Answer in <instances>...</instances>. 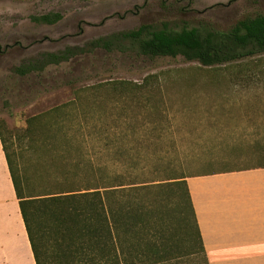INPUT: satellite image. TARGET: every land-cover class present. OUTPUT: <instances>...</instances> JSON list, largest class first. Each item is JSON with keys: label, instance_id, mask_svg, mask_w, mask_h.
<instances>
[{"label": "trees", "instance_id": "16d2710c", "mask_svg": "<svg viewBox=\"0 0 264 264\" xmlns=\"http://www.w3.org/2000/svg\"><path fill=\"white\" fill-rule=\"evenodd\" d=\"M30 19L54 26L64 14L51 11ZM98 49L130 51L149 59L182 57L209 69L258 58L260 62L240 70V75L231 72L224 79L231 85L259 81L264 79V14L244 17L226 31H176L168 23L143 24L93 40L85 48L45 53L15 73H43ZM166 79L152 74L142 83L108 81L81 87L71 104L30 117L23 128L10 130L0 121L1 144L36 264H209L189 177L151 178L146 174L149 157L131 155L132 149L126 152L119 143L122 123L138 121L146 113L154 118L150 104ZM123 100L133 109L117 105ZM135 130L130 125L124 136ZM62 150H71V156H62ZM260 155L264 157V149ZM160 166L152 165L154 174ZM250 169L255 168L221 173Z\"/></svg>", "mask_w": 264, "mask_h": 264}, {"label": "rangeland", "instance_id": "374dc122", "mask_svg": "<svg viewBox=\"0 0 264 264\" xmlns=\"http://www.w3.org/2000/svg\"><path fill=\"white\" fill-rule=\"evenodd\" d=\"M51 11L62 12L64 19L54 26L30 19ZM258 14H264V0H0V47L4 50L0 53V121L10 130L20 129L30 117L71 104L78 88L108 81L142 83L158 74L167 79L150 104L156 110L154 118L146 113L138 121L122 123L119 137L126 152L131 148V155L149 157V177H193L264 165L260 155L264 79L233 85L224 79L231 72L240 75V70L261 59L209 69L182 57L149 59L130 51L98 49L49 66L43 73L26 77L15 73L45 53L85 48L93 40L143 24L168 23L176 31L184 27L226 31L244 17ZM117 105L134 107L125 100ZM68 111L71 114V105ZM130 125L136 130L125 137ZM61 155L71 156V150H62ZM155 163L161 166L154 174ZM167 219L176 224L169 215Z\"/></svg>", "mask_w": 264, "mask_h": 264}, {"label": "crops", "instance_id": "0c3cea01", "mask_svg": "<svg viewBox=\"0 0 264 264\" xmlns=\"http://www.w3.org/2000/svg\"><path fill=\"white\" fill-rule=\"evenodd\" d=\"M187 184L209 264H264V168ZM0 264H36L1 139Z\"/></svg>", "mask_w": 264, "mask_h": 264}]
</instances>
